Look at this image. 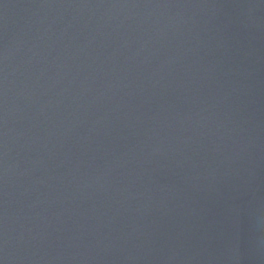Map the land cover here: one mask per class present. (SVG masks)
<instances>
[{
	"label": "water",
	"instance_id": "obj_1",
	"mask_svg": "<svg viewBox=\"0 0 264 264\" xmlns=\"http://www.w3.org/2000/svg\"><path fill=\"white\" fill-rule=\"evenodd\" d=\"M0 264H264V0H0Z\"/></svg>",
	"mask_w": 264,
	"mask_h": 264
}]
</instances>
